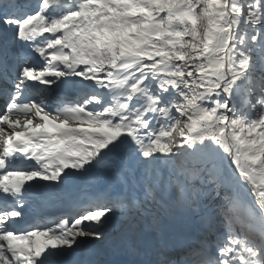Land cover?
<instances>
[{
    "label": "snow or ice",
    "instance_id": "obj_1",
    "mask_svg": "<svg viewBox=\"0 0 264 264\" xmlns=\"http://www.w3.org/2000/svg\"><path fill=\"white\" fill-rule=\"evenodd\" d=\"M0 264H264V0H0Z\"/></svg>",
    "mask_w": 264,
    "mask_h": 264
},
{
    "label": "rangeland",
    "instance_id": "obj_2",
    "mask_svg": "<svg viewBox=\"0 0 264 264\" xmlns=\"http://www.w3.org/2000/svg\"><path fill=\"white\" fill-rule=\"evenodd\" d=\"M60 95H63L62 93Z\"/></svg>",
    "mask_w": 264,
    "mask_h": 264
}]
</instances>
